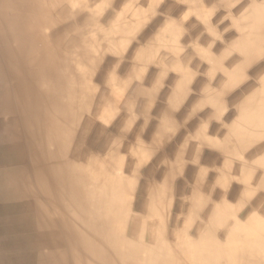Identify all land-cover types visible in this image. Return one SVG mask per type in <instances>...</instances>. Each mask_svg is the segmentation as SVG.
Here are the masks:
<instances>
[{
	"label": "bare ground",
	"instance_id": "obj_1",
	"mask_svg": "<svg viewBox=\"0 0 264 264\" xmlns=\"http://www.w3.org/2000/svg\"><path fill=\"white\" fill-rule=\"evenodd\" d=\"M128 1L0 0V236L27 264H264V0H215L237 13L220 45L201 0L162 6L197 17L189 34L203 26L170 47L176 79L154 142L130 141L124 96L146 50L133 71L110 56L155 5ZM191 92L208 112L172 141L166 118L189 120L175 110ZM228 108L234 121L214 125Z\"/></svg>",
	"mask_w": 264,
	"mask_h": 264
},
{
	"label": "rangeland",
	"instance_id": "obj_2",
	"mask_svg": "<svg viewBox=\"0 0 264 264\" xmlns=\"http://www.w3.org/2000/svg\"><path fill=\"white\" fill-rule=\"evenodd\" d=\"M169 1L170 0H153V4L155 5H152L153 10L151 16L144 24H142V29L131 39L128 45H124L122 42H116L114 47L120 50L118 53L119 55H110L111 57L115 56L120 58L121 66H128V68H131V71H133V68L136 65V63L133 61L134 52L137 51V48L139 47L146 50L143 54L145 57H147V67L143 71L134 72V79L128 86V89L124 95L125 105L127 108L130 103L134 105V107L128 112L132 117L130 121V131L128 132V136L131 137L130 141H132L133 137L135 136V132L139 131H141L140 134L142 142H154L155 138L156 140L159 139L160 135L156 129L158 126L161 127L162 119L164 118L160 114V111L161 108L168 105V99L173 92L174 82L176 79V73L173 69L175 65V50L173 48L171 49L170 47H172V45L174 46V43L179 39L182 40L184 37H188L190 39L192 36H195L202 30V22H200L201 24L197 23L194 25L192 28L193 31L191 30V34H189V29H186V27L182 25V23H187L191 19L196 20L197 17L194 14H190L188 18L186 17L188 14L183 13V11H180L173 16H167L163 14L161 11L162 6ZM128 2L130 3L131 0ZM200 3L208 8L207 10L212 12L210 21L215 31L221 36V42H217V44L220 45L224 41L223 36L225 32H227V34L235 33L236 28L232 25V20H236L237 13L234 12V14H232V18L229 15L226 17L222 10L215 8V0H201ZM146 4L147 6H151L152 3H146L144 0L142 7L145 8ZM182 4V2H177L176 7L180 8ZM133 16H135L134 13H130L129 20H131V17ZM164 36H166V40L168 41L165 46H163V43L160 41ZM202 64V68L200 69V73L197 75V78H202L204 76L203 74H205L208 69L206 62H203ZM127 72H125L123 75H119L124 77L127 75ZM162 76H164L163 79ZM251 84L252 81H248L247 84H244V87ZM156 85L158 87L153 90L154 86ZM142 86L145 90L152 91L154 93V99L152 101L153 105L150 108H147V104L151 101L150 96L152 93H150V95L149 93H145L144 96L136 97L137 91ZM192 94L194 93L191 92V94L187 95L182 103L181 108L175 110L177 114L185 110H190L192 115L189 120L186 122L181 121L177 126L176 119L174 118L175 113L173 114L172 108L170 109V114L166 118L169 124H165L167 125L170 132L175 135L172 141H175L180 133V123H186L188 128L190 127L192 130H196L200 125H202L204 117L208 112V108H204L202 106H196V109L194 110L195 106L190 104L192 103ZM145 110H147V112H145ZM227 116L229 117V120H227L228 123L234 121L235 115L232 114L231 108L224 110L222 119H217L212 123L214 125L221 124L224 122V119ZM184 129L185 126L182 127V130ZM208 131V133H210L211 126ZM202 153L205 156L209 154H216V151L212 148H204ZM193 165V163L189 164L191 167ZM174 201L175 203L178 202L179 197H174ZM5 208L8 210V206ZM174 212H176V210ZM7 215L10 216L11 214ZM1 219H3V217ZM18 244L20 246L22 245L18 243L15 238H0V264H27V257L24 253H22L21 249L18 247Z\"/></svg>",
	"mask_w": 264,
	"mask_h": 264
}]
</instances>
